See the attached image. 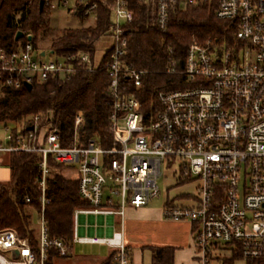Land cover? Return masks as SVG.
<instances>
[{"label": "built area", "instance_id": "1", "mask_svg": "<svg viewBox=\"0 0 264 264\" xmlns=\"http://www.w3.org/2000/svg\"><path fill=\"white\" fill-rule=\"evenodd\" d=\"M102 1L111 23L93 52L60 55L51 48L38 50L31 34L14 49H0L1 87L70 81L78 73L105 70L112 135L110 148L82 141L81 114L76 115L73 140L67 145L52 111L21 123H0L5 131L0 164L11 154L39 157V207L33 208L30 196L25 198L31 217H39L35 242L14 230H0V264H48L52 252L58 258L69 255L66 243L50 236L46 220L48 183L58 173L50 161L76 171L74 180L87 204L74 212L73 245L106 246L115 264H132L123 233L125 211L160 198L158 180L166 165L200 182L192 205L168 202L163 214L192 223L201 264L219 260L229 246L245 259L264 261V0H139L163 33L171 13L203 2L215 4L217 19L228 22L233 31L231 39L194 40L183 60L170 58L164 71L178 74L172 83L177 88L159 91L148 112L140 95L149 71L133 68L126 60L135 18L130 1ZM45 6L67 7L74 15L94 19L97 10L92 0H44ZM101 47L105 52L99 61Z\"/></svg>", "mask_w": 264, "mask_h": 264}, {"label": "trees", "instance_id": "2", "mask_svg": "<svg viewBox=\"0 0 264 264\" xmlns=\"http://www.w3.org/2000/svg\"><path fill=\"white\" fill-rule=\"evenodd\" d=\"M92 1L97 3L93 25L60 32L51 29V9L45 6L40 11L41 0L0 2V49H14L25 42L27 34L33 36L34 47L38 48L41 38L53 34L49 48L60 55L79 50L93 52L95 42L109 32L111 13L102 0ZM129 1L135 18L128 33L129 54L126 60L133 68L149 71L140 95L143 109L148 112L159 91L177 88L172 83L178 79V74L168 75L164 71L170 58L183 60L194 40L204 42L217 36L231 39L233 31L228 22L217 19L215 4L203 2L171 13L169 29L163 33L145 5L139 0ZM78 16L81 20L87 18L82 13ZM18 32L24 36L16 41ZM108 86L109 77L105 70L78 73L70 81L51 79L43 84L33 83L31 90L0 86V123H21L33 115L52 111L61 128L63 144L67 145L73 140L76 115L81 114L84 119L80 129L81 140H95L101 147L110 148ZM4 162L11 169V180L0 185V230H14L35 242V230L25 198L30 196L33 208L39 207L35 185L39 157L36 154H11L4 157ZM50 166L61 168L52 161ZM186 180L188 177L183 175V181ZM47 196L50 202L46 208V220L50 236L63 240L71 248L74 212L87 207L81 200L78 182L56 173L49 180ZM151 251L154 264H173L172 248H151ZM54 258L56 254L52 252L48 264H52ZM102 264H115L114 254Z\"/></svg>", "mask_w": 264, "mask_h": 264}, {"label": "rangeland", "instance_id": "3", "mask_svg": "<svg viewBox=\"0 0 264 264\" xmlns=\"http://www.w3.org/2000/svg\"><path fill=\"white\" fill-rule=\"evenodd\" d=\"M51 20V29L54 32H60L69 28H79V27H89L95 23L93 17L86 18L81 20L79 16L74 15L69 12L67 7H58L57 9L51 10L50 12ZM53 37V34H50L47 37L40 39L38 44V50H48L51 51L49 47L50 39ZM98 46V45H97ZM105 46V45H104ZM99 47V46H98ZM104 50L101 47L99 50L97 60H101ZM5 135L4 127L0 126V139ZM3 163L0 164V185H5L11 180V169L8 165L5 164L4 158L2 159ZM63 177L68 179H74L77 176L75 170L69 167H61L57 171ZM189 180L183 181V177L179 174L177 167H167L164 166L163 175L158 180V188L160 191V198L151 202V206L164 209L165 205L168 202H171L174 206H190L193 203L192 198L197 196V188L200 185L199 180L195 178L188 177ZM183 181V182H181ZM167 219V218H166ZM170 220V219H168ZM173 221V220H172ZM188 221V220H185ZM120 219L116 218V226H119ZM190 222V221H189ZM191 223V222H190ZM32 224L36 233L39 227V217L34 214L32 216ZM193 236V235H192ZM139 242L144 246L139 247L143 249L142 263L150 264L151 255L146 246H151V242L159 243L160 238L154 234H150L149 237H139ZM193 246L191 252H182L179 255H175L174 262L175 264H201L199 262V252L196 248L195 241L193 238ZM133 248L134 256L137 255V250ZM219 260H214L211 264H264V262H259L255 260L245 259L241 256H237V252L234 248L229 246L225 250L221 251ZM110 256V249L106 246L101 245H92V244H74L70 250L67 258L63 259L65 264H102ZM67 259V260H65Z\"/></svg>", "mask_w": 264, "mask_h": 264}, {"label": "crops", "instance_id": "4", "mask_svg": "<svg viewBox=\"0 0 264 264\" xmlns=\"http://www.w3.org/2000/svg\"><path fill=\"white\" fill-rule=\"evenodd\" d=\"M98 221L100 222L101 219H98ZM111 221L110 219L107 220L108 223H111ZM123 223L124 240L130 249L132 264H143L142 255L144 251L143 249L140 250L139 247L144 245L138 239L142 236L149 237L151 233L158 236L161 242L156 244L151 242V246L145 245L151 255L150 264H154L151 248H172L174 250V258L175 255L185 251L191 252L194 248L192 223L189 221L168 220L164 217L163 209L155 208L151 206V203L138 209L128 207L125 211ZM97 234H102V232L99 230ZM133 248L139 249L137 250L138 256H134ZM111 254L112 250L110 249ZM63 259L56 257L53 259L52 264H65ZM173 264H175L174 260Z\"/></svg>", "mask_w": 264, "mask_h": 264}, {"label": "water", "instance_id": "5", "mask_svg": "<svg viewBox=\"0 0 264 264\" xmlns=\"http://www.w3.org/2000/svg\"><path fill=\"white\" fill-rule=\"evenodd\" d=\"M43 8H44V0H41V2H40V11H42ZM23 36H24V34H23L22 32H18L17 35H16L15 40H16V41H19L21 38H23ZM25 87H26L28 90H31V89H32V85H31V84H28V83L25 84ZM110 220H112V218H111ZM14 255H15V257L17 258V256H18V252H17V251H14Z\"/></svg>", "mask_w": 264, "mask_h": 264}]
</instances>
